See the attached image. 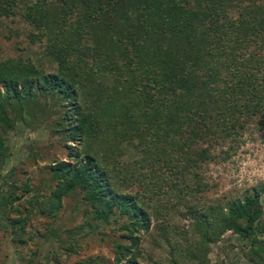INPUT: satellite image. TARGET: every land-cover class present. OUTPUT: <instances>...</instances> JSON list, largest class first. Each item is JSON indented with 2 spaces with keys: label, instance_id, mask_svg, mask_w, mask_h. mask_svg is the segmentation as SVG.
I'll use <instances>...</instances> for the list:
<instances>
[{
  "label": "trees",
  "instance_id": "obj_1",
  "mask_svg": "<svg viewBox=\"0 0 264 264\" xmlns=\"http://www.w3.org/2000/svg\"><path fill=\"white\" fill-rule=\"evenodd\" d=\"M18 11L55 70L0 62V166L16 121L41 122L66 152L48 166L52 185L41 182L48 195L33 192L34 211L52 221L62 199L78 195L86 209L75 236L115 233L112 264H160L144 249L146 234L155 248L168 246L169 264H207L209 245L226 232L247 264H264V181L201 202L211 143L264 125V0H0V19ZM198 143L207 146L192 149ZM16 200L0 193L2 219Z\"/></svg>",
  "mask_w": 264,
  "mask_h": 264
},
{
  "label": "rangeland",
  "instance_id": "obj_2",
  "mask_svg": "<svg viewBox=\"0 0 264 264\" xmlns=\"http://www.w3.org/2000/svg\"><path fill=\"white\" fill-rule=\"evenodd\" d=\"M29 32L34 33L22 21L19 11L17 15L0 19V62L6 59H28L44 73H53L55 65L44 55L43 41L33 38L29 40ZM41 101L43 100H39ZM47 105L50 106L51 103L48 102ZM44 119L41 116V120ZM46 125L49 126L47 123ZM52 137L41 122L27 128L20 121H16L13 130L6 135L8 151L0 166V193L13 192L18 200L6 205V219L0 216V264H82L89 259H94L96 264H112L111 241L116 237L115 233L105 229L102 239L95 234L75 236V226L82 225L83 210L86 209L81 207L78 195L71 193L65 196L52 221L46 215L34 211L33 205L37 207L31 201L33 192L39 186L41 195H48L45 186L52 185L48 179V166L52 161L63 159L66 154L60 140ZM211 144L210 153L214 156V161L202 168L204 181L210 186V190L201 199L202 203L237 196L264 181V125L259 127V124H250L236 141L227 139L222 141L221 146L214 142ZM206 146L198 143L192 149ZM221 150H228L226 159H221ZM11 167L16 168V174L10 179L5 173ZM23 183L27 184L30 191H22ZM260 204L264 211V196L261 197ZM174 213L170 212L167 217L170 223L174 222ZM12 220H17V224L10 225ZM184 223L175 221L179 226ZM49 226L56 230V234H49ZM12 229L18 231L16 239ZM147 235H143V245L148 255L153 256L152 261L169 264L167 257L165 258L168 246L159 241L155 248L151 245L152 236ZM70 238H77L75 247L79 248L71 253L64 246ZM181 240L180 237L177 239L178 242ZM183 251L186 254L185 249ZM52 252L56 254H52L51 261H47L46 255ZM243 252V249H239L237 236L226 232L209 245L207 264H247ZM176 260L184 261L178 257Z\"/></svg>",
  "mask_w": 264,
  "mask_h": 264
}]
</instances>
